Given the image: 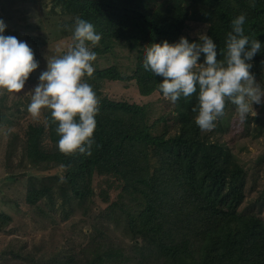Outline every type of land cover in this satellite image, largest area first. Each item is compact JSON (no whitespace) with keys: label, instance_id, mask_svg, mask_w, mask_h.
Masks as SVG:
<instances>
[{"label":"trees","instance_id":"16d2710c","mask_svg":"<svg viewBox=\"0 0 264 264\" xmlns=\"http://www.w3.org/2000/svg\"><path fill=\"white\" fill-rule=\"evenodd\" d=\"M59 2L66 12L90 21L101 34L99 45L93 48L97 55L122 42L137 50L131 75H122L113 66L95 69L87 80L131 82L143 97L159 92L163 78L144 70L139 46L176 42L189 21L208 25L207 34L218 45L217 59L223 58L219 50L225 48L232 19L241 13L247 17L245 34L264 46V0H255L254 7L250 0H165L156 7H150L149 0ZM262 62L264 50L253 58L251 69L255 78L264 81ZM196 103L193 94L174 104L178 135L170 137L173 129L167 115L158 116L152 103L100 99L92 152L87 156L58 149L50 110L45 115L47 126H30V161L63 169L57 181L66 185L65 191L84 203L96 197L111 203L109 216L121 213L128 235L141 239L132 256L123 258L124 248L115 246L101 230L85 258H70L64 264H264V220L257 213L240 212L246 199L244 168L229 148L210 140L207 131L196 126L192 111ZM46 134L52 151L44 145ZM95 174L108 180L99 183V192L92 187ZM51 187L31 189L28 204L36 205L49 196ZM116 189L120 190L118 198L111 202L110 192ZM260 202L264 203V190L254 204ZM5 221L7 217L0 215V231Z\"/></svg>","mask_w":264,"mask_h":264},{"label":"rangeland","instance_id":"374dc122","mask_svg":"<svg viewBox=\"0 0 264 264\" xmlns=\"http://www.w3.org/2000/svg\"><path fill=\"white\" fill-rule=\"evenodd\" d=\"M164 1L149 0L148 5L156 7ZM66 11L59 0H0V19L6 24L5 35L26 41L37 52L39 62L32 80L26 82L20 94L0 92V215L7 217V221L2 222L4 225L1 224L0 264H64L70 258L79 261L85 258L101 230L115 246L124 248L123 258L131 257L133 247L141 245V239L137 241L128 235L121 213L109 216L111 203H104L99 197L87 201L89 203L73 198L65 191L66 185L57 181L63 169L33 164L27 155L30 126H46L48 109L34 118L27 111L30 96L23 93L39 83L40 72L47 67V57L61 55L73 46L76 16ZM205 31H208L205 23L189 21L181 36L192 42L198 39L197 33ZM144 46H139L138 50H144ZM136 55L137 50L130 49L124 42L116 43L108 53L97 55L94 69L114 66L122 75L129 76L134 72ZM256 81L264 83L261 78ZM87 82L99 100L107 98L139 105L152 103L158 116L167 115L168 126L173 129L170 137L178 135L174 104L159 92L143 97L131 82L99 79ZM253 108L256 115L241 122L235 107L228 104L225 115L218 118L216 127L207 131V135L210 140L229 148L244 168L246 199L240 212H254L264 220V203L254 204L264 190V103L254 104ZM47 138L48 135L44 145L52 151L53 145ZM106 181L107 177L95 174L92 187L99 192V183L104 185ZM47 184L52 186V193L36 205H29L28 192ZM119 192L118 189L110 192L111 202L117 200Z\"/></svg>","mask_w":264,"mask_h":264},{"label":"clouds","instance_id":"9594fccd","mask_svg":"<svg viewBox=\"0 0 264 264\" xmlns=\"http://www.w3.org/2000/svg\"><path fill=\"white\" fill-rule=\"evenodd\" d=\"M250 6H255V0H250ZM246 19L244 13L232 19L225 48L219 50L222 59H217L218 45L206 31L197 33L198 39L192 42L181 36L173 43L164 40L143 47L142 66L163 78L158 91L165 99L175 104L196 94L192 111L201 132L216 127L227 104L235 107L244 122L256 115L254 104L264 103V83L257 82L251 72L253 58L264 46L245 34ZM5 30L6 24L0 19V92L20 94L39 62L26 41L5 35ZM101 38L90 21L75 17L73 46L61 55L47 57L39 83L23 93L30 96L27 111L34 118L50 110L59 136L58 149L65 154L87 156L92 152L100 100L85 77L93 76L97 54L92 49Z\"/></svg>","mask_w":264,"mask_h":264}]
</instances>
